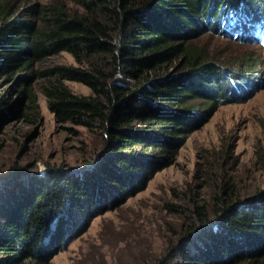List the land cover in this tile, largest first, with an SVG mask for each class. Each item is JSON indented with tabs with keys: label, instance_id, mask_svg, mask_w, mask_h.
I'll return each mask as SVG.
<instances>
[{
	"label": "trees",
	"instance_id": "1",
	"mask_svg": "<svg viewBox=\"0 0 264 264\" xmlns=\"http://www.w3.org/2000/svg\"><path fill=\"white\" fill-rule=\"evenodd\" d=\"M208 29L264 48V0H0V146L13 120L38 118L39 80L56 121L101 143L79 172L14 164L3 175L15 177L0 183V264H47L80 221L175 163L213 107L247 98L260 62L197 42ZM62 51L77 64L44 66ZM204 197L165 202L183 221L178 238L135 264H264V188L241 193L221 176Z\"/></svg>",
	"mask_w": 264,
	"mask_h": 264
},
{
	"label": "rangeland",
	"instance_id": "2",
	"mask_svg": "<svg viewBox=\"0 0 264 264\" xmlns=\"http://www.w3.org/2000/svg\"><path fill=\"white\" fill-rule=\"evenodd\" d=\"M243 41L209 29L197 39L210 50L227 55V59L251 56L252 62H260V72L254 73L253 79V82L258 80L257 85L249 87L246 93H238L239 97L247 98L213 107L189 134L175 163L157 172L145 188L119 207H110L80 221L47 264H135L137 258L144 261L151 249L160 252L169 240L178 238L183 221L178 213L167 211L165 202L181 203L179 198L183 194L196 193L204 194L208 202L209 193L219 184L221 176L231 178L241 193L258 186L264 188V48ZM54 64L77 63L71 53L62 51L44 66ZM41 82L35 84L38 118L13 120L2 135L0 179L14 164L28 165V172L35 175L48 167L79 172L85 160L101 149L97 132L84 126L70 130L56 121L41 91ZM65 83L75 93L91 92L81 82L66 80ZM7 87L0 79V91ZM174 191L178 197L173 195Z\"/></svg>",
	"mask_w": 264,
	"mask_h": 264
},
{
	"label": "water",
	"instance_id": "3",
	"mask_svg": "<svg viewBox=\"0 0 264 264\" xmlns=\"http://www.w3.org/2000/svg\"><path fill=\"white\" fill-rule=\"evenodd\" d=\"M22 176H24V175H22ZM5 177V179L3 180V181H0V183L2 182H6V181H8V180H10V179H12V178H14L15 176H11V177H9V175H6V176H4ZM3 177V178H4ZM25 177V176H24Z\"/></svg>",
	"mask_w": 264,
	"mask_h": 264
}]
</instances>
